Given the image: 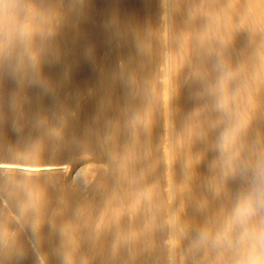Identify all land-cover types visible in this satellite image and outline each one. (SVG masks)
Listing matches in <instances>:
<instances>
[{
	"label": "bare ground",
	"instance_id": "6f19581e",
	"mask_svg": "<svg viewBox=\"0 0 264 264\" xmlns=\"http://www.w3.org/2000/svg\"><path fill=\"white\" fill-rule=\"evenodd\" d=\"M262 153L264 0H0V264H235Z\"/></svg>",
	"mask_w": 264,
	"mask_h": 264
},
{
	"label": "clouds",
	"instance_id": "9594fccd",
	"mask_svg": "<svg viewBox=\"0 0 264 264\" xmlns=\"http://www.w3.org/2000/svg\"><path fill=\"white\" fill-rule=\"evenodd\" d=\"M244 127V123L237 124L226 134V138L234 139L235 134ZM258 214H261L260 221L253 224ZM237 223L240 232L235 244L243 252L244 258L237 259L235 264H264V153L254 164L252 190L238 209Z\"/></svg>",
	"mask_w": 264,
	"mask_h": 264
},
{
	"label": "rangeland",
	"instance_id": "374dc122",
	"mask_svg": "<svg viewBox=\"0 0 264 264\" xmlns=\"http://www.w3.org/2000/svg\"><path fill=\"white\" fill-rule=\"evenodd\" d=\"M165 61H163V65L165 66V68L169 65V61L167 60V58L164 59ZM168 63V64H167Z\"/></svg>",
	"mask_w": 264,
	"mask_h": 264
}]
</instances>
